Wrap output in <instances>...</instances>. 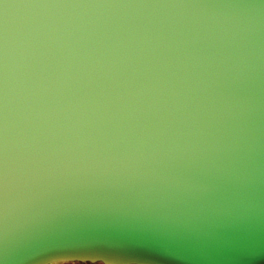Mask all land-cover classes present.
<instances>
[{"label":"water","instance_id":"water-1","mask_svg":"<svg viewBox=\"0 0 264 264\" xmlns=\"http://www.w3.org/2000/svg\"><path fill=\"white\" fill-rule=\"evenodd\" d=\"M52 260L264 264V0H0V264Z\"/></svg>","mask_w":264,"mask_h":264},{"label":"rangeland","instance_id":"rangeland-1","mask_svg":"<svg viewBox=\"0 0 264 264\" xmlns=\"http://www.w3.org/2000/svg\"><path fill=\"white\" fill-rule=\"evenodd\" d=\"M58 264H100V262H78V261H73V262H62V263H58Z\"/></svg>","mask_w":264,"mask_h":264},{"label":"snow or ice","instance_id":"snow-or-ice-1","mask_svg":"<svg viewBox=\"0 0 264 264\" xmlns=\"http://www.w3.org/2000/svg\"><path fill=\"white\" fill-rule=\"evenodd\" d=\"M59 260H69V259H59ZM57 261L58 260H52V261L49 262V264H56Z\"/></svg>","mask_w":264,"mask_h":264},{"label":"trees","instance_id":"trees-1","mask_svg":"<svg viewBox=\"0 0 264 264\" xmlns=\"http://www.w3.org/2000/svg\"><path fill=\"white\" fill-rule=\"evenodd\" d=\"M89 263H92V262H89ZM100 264H102V263H100Z\"/></svg>","mask_w":264,"mask_h":264}]
</instances>
